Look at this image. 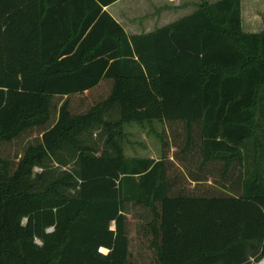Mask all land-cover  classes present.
Instances as JSON below:
<instances>
[{
    "label": "trees",
    "instance_id": "obj_1",
    "mask_svg": "<svg viewBox=\"0 0 264 264\" xmlns=\"http://www.w3.org/2000/svg\"><path fill=\"white\" fill-rule=\"evenodd\" d=\"M117 1L0 0V264H261L264 31L203 0L129 36Z\"/></svg>",
    "mask_w": 264,
    "mask_h": 264
},
{
    "label": "rangeland",
    "instance_id": "obj_2",
    "mask_svg": "<svg viewBox=\"0 0 264 264\" xmlns=\"http://www.w3.org/2000/svg\"><path fill=\"white\" fill-rule=\"evenodd\" d=\"M201 1L203 0H119L109 6L107 12L121 20L122 24L129 33L134 31L148 33L157 28L168 25L189 13H192ZM205 1L208 3H214L218 0ZM250 2L251 0L242 1L241 21L243 31L247 33L263 32L264 7H261L260 5H252ZM104 86H102V89H104ZM88 97L91 98L90 95ZM151 130L152 131L150 132L147 126L142 128L136 124L126 126L125 131L128 135H126V141L124 142L125 144L123 145V149L124 155L127 158L151 157L154 159H160L161 141L155 135L156 133L162 134L165 130L166 133L169 134L170 140L172 142L175 140V134L170 131L167 126L164 127L163 124L154 123ZM97 134L98 132L93 133L94 138ZM33 137L34 135L32 138ZM25 142L26 139L23 140V143ZM21 144L22 143L17 144L18 148H20ZM174 149L175 148H172V153L174 152ZM52 168H56V171L58 170L56 165H53ZM64 169L65 168L61 170ZM40 172L41 169L39 167L34 168V173ZM192 185L193 184L190 186ZM201 187L204 189L212 187V181L207 179L206 183L201 185ZM128 221L130 223V240L133 247H135L134 238L136 237V224H138V221L132 218H128Z\"/></svg>",
    "mask_w": 264,
    "mask_h": 264
},
{
    "label": "crops",
    "instance_id": "obj_3",
    "mask_svg": "<svg viewBox=\"0 0 264 264\" xmlns=\"http://www.w3.org/2000/svg\"><path fill=\"white\" fill-rule=\"evenodd\" d=\"M242 1L243 0H241V6H242ZM257 1H259V2H257ZM252 5H260L261 7H264V0H251V2H250ZM111 6V5H110ZM109 7V6H108ZM108 7H106L104 10L107 12V10H108ZM190 14V13H189ZM188 15V14H187ZM112 16V15H111ZM186 16V15H185ZM121 26H122V28L124 29V31L126 32V34L127 35H140V34H147V33H143V32H136V31H134V32H132V33H129L127 30H126V28L124 27V25L122 24V22H121V20H119L117 17H115V16H112ZM148 33H150V32H148ZM160 124V123H159ZM126 126H128V125H125L124 126V132H125V134L126 135H128V133L125 131V129H126ZM152 129V128H151ZM126 141V140H125ZM124 141V142H125ZM125 144V143H124ZM149 159H152V160H155V161H158L159 159H154V158H151V157H148Z\"/></svg>",
    "mask_w": 264,
    "mask_h": 264
},
{
    "label": "water",
    "instance_id": "obj_4",
    "mask_svg": "<svg viewBox=\"0 0 264 264\" xmlns=\"http://www.w3.org/2000/svg\"><path fill=\"white\" fill-rule=\"evenodd\" d=\"M103 251H105V250H103V249L100 250V252H103Z\"/></svg>",
    "mask_w": 264,
    "mask_h": 264
},
{
    "label": "built area",
    "instance_id": "obj_5",
    "mask_svg": "<svg viewBox=\"0 0 264 264\" xmlns=\"http://www.w3.org/2000/svg\"><path fill=\"white\" fill-rule=\"evenodd\" d=\"M264 263V260L261 262V264H263Z\"/></svg>",
    "mask_w": 264,
    "mask_h": 264
}]
</instances>
